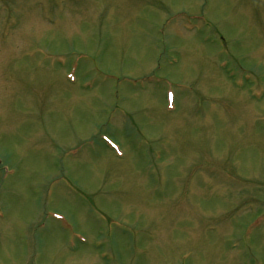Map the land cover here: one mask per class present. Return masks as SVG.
<instances>
[{"label":"rangeland","instance_id":"374dc122","mask_svg":"<svg viewBox=\"0 0 264 264\" xmlns=\"http://www.w3.org/2000/svg\"><path fill=\"white\" fill-rule=\"evenodd\" d=\"M0 264H264V0H0Z\"/></svg>","mask_w":264,"mask_h":264}]
</instances>
